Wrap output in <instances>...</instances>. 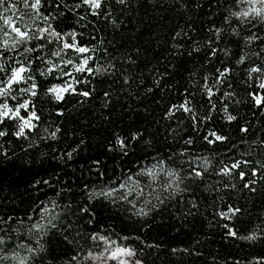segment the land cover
I'll return each instance as SVG.
<instances>
[{"label":"trees","instance_id":"obj_1","mask_svg":"<svg viewBox=\"0 0 264 264\" xmlns=\"http://www.w3.org/2000/svg\"><path fill=\"white\" fill-rule=\"evenodd\" d=\"M9 4L34 38L0 47V85L29 69L0 104L27 101L21 116L39 119L19 137V121L0 123V264H95L105 247L142 264H264V21L233 15L249 5L41 0L37 16ZM48 28L62 39L41 38Z\"/></svg>","mask_w":264,"mask_h":264},{"label":"snow or ice","instance_id":"obj_2","mask_svg":"<svg viewBox=\"0 0 264 264\" xmlns=\"http://www.w3.org/2000/svg\"><path fill=\"white\" fill-rule=\"evenodd\" d=\"M85 4H89L93 9H99L101 7L102 0H83ZM121 3L124 2V0H120ZM25 7H30L32 10H34L39 16V7L41 0H34L31 4L27 2V0H24ZM240 3H246L249 5L247 10H243L241 12H236L233 13L238 19H247L248 17H253V18H260L261 21H264V0H240ZM259 5V7H257ZM0 7H3V11L0 12V33H3L4 39L0 41V47L4 49H15L19 44L26 43L27 41L33 39L34 37L29 34V27L27 24L20 25L14 21L13 15H5L9 13L10 11L15 13V5L14 4H9V0H0ZM47 20V17L44 18ZM17 20H22V17H17ZM219 31V30H217ZM41 33V38L43 33H48L49 36L55 37L56 39H62L60 33L55 32L54 30L48 29H40ZM72 35L73 40L75 39L74 34H69ZM255 37H249L248 39H254ZM11 41V43L9 42ZM73 48L75 49L76 52L78 53H86L89 51L88 48L86 47H78L75 43H63V49H69ZM27 51H30L31 49H26ZM215 54V53H213ZM55 55L59 56L60 52H56ZM243 62V57L241 58V61ZM51 63V61H49ZM66 63L71 64L72 61H66ZM88 63V59H84L80 65L75 66L76 71H85V66ZM53 67H58V65H54ZM0 70H3V66L0 65ZM53 69L49 68L48 71L51 72ZM29 69L25 66L23 62H18L16 67H13L11 69L10 74L8 75L7 81L3 82L2 85H0V97H7L10 95L11 88L13 84H19L21 82H24L26 77L25 73H27ZM87 71L91 72L92 69L88 68ZM228 71V69H225L224 71H221L219 73L220 76H224L225 73ZM251 72H258L260 69L258 68H252L250 70ZM67 75V73H66ZM27 79H31V77H27ZM36 85L33 83L30 88H26L23 91L25 92H30L31 95H35V89ZM261 88H264V83L260 85ZM205 88L207 89V93L209 97L213 95V92L211 88H208L207 85H205ZM71 89V85L65 88H60V87H52L49 89V92L53 93L56 95V98L62 99L61 93L68 91ZM84 95H88V93H83ZM227 95V94H225ZM15 99V97H12ZM254 100L257 105L261 104L264 102V98L260 96H255ZM187 101L180 105V108H182L185 112H190L191 109L187 106ZM29 104L27 101L24 103L20 104L18 107H16L14 110L12 108H9L7 103L0 104V123L4 122L5 118L8 119H14L19 121L18 124V131L15 132V135L17 137L22 136L25 134V129H30L34 127L32 124L33 120H38L39 117L36 115V112L32 110L31 112L28 113L27 118L24 116H21L20 111L21 109L28 110ZM225 112H227V109H225ZM228 120H233L235 117L228 115ZM246 131V129H244ZM6 133L4 131H0V136H4ZM213 136H215V140H222L224 137H221L219 135H216L215 133H212ZM207 139V137H206ZM213 141L209 140V143H212ZM118 143L123 146V141H119ZM70 155V154H69ZM237 164H233L232 168L237 167ZM223 171L227 172L229 171L228 169H224ZM197 175H200V173H196ZM121 187H124V185H121ZM110 195V193H108ZM231 211V209H230ZM221 215H227V213H222ZM37 228L41 227L40 225H36ZM231 235H235L234 232L230 233ZM247 239H254L255 237H246ZM95 239V237H94ZM99 239L104 240V237H99ZM5 243V240L3 237H0V245H3ZM20 247H25L24 245H20ZM29 252H35V249H28ZM118 253H126L127 255H132V252L127 249H120L117 248L115 252L112 253L111 259H115L117 257ZM13 260H18V264H27L28 257L24 258H19L16 254H13L11 257ZM0 259H8V257H0ZM123 264V261L121 262Z\"/></svg>","mask_w":264,"mask_h":264},{"label":"rangeland","instance_id":"obj_3","mask_svg":"<svg viewBox=\"0 0 264 264\" xmlns=\"http://www.w3.org/2000/svg\"><path fill=\"white\" fill-rule=\"evenodd\" d=\"M117 248L127 249L132 252V255H127L126 253H118L115 259H111V255L116 251ZM92 258L95 264H142L134 257L133 250L129 247H105L99 251L92 254Z\"/></svg>","mask_w":264,"mask_h":264}]
</instances>
